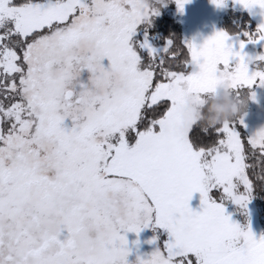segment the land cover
Returning a JSON list of instances; mask_svg holds the SVG:
<instances>
[{
  "label": "snow or ice",
  "instance_id": "snow-or-ice-1",
  "mask_svg": "<svg viewBox=\"0 0 264 264\" xmlns=\"http://www.w3.org/2000/svg\"><path fill=\"white\" fill-rule=\"evenodd\" d=\"M165 3L0 0V264H129L122 233L149 226L166 235L137 264H264V237L222 202L247 209L264 129L245 141L227 121L197 149L207 129L186 126L183 107L222 81L264 86V55L244 52L264 41V24L238 49L224 31L200 46L169 41L163 56L147 39L134 46ZM197 192L202 211L190 207Z\"/></svg>",
  "mask_w": 264,
  "mask_h": 264
},
{
  "label": "rangeland",
  "instance_id": "rangeland-1",
  "mask_svg": "<svg viewBox=\"0 0 264 264\" xmlns=\"http://www.w3.org/2000/svg\"><path fill=\"white\" fill-rule=\"evenodd\" d=\"M167 6V3L159 6V12L157 15L152 16L149 21L142 22L138 26V29L134 33L131 41L134 46L139 43H143L144 40L147 39V42L151 48L156 49L160 56L163 55L168 44L162 41L160 35L157 33H152V29L154 27L153 21L161 18L164 10H167ZM229 9H236L249 13L255 23H257V26L264 24V10H261L260 8L249 10L239 4L237 0H226V3L223 7H218L213 2V0H189V2L184 4L183 10H181L176 3V9L173 14L179 18L184 26L185 41H191L197 46H200L216 32L224 31L221 27V20L223 16L227 14ZM230 37L231 39L228 41V43L234 44L238 49L241 38L234 36ZM244 52L250 57L264 55V41H260L259 43H246ZM141 55L144 62H147L150 58L147 49H143L141 51ZM260 66L264 67V62H262ZM255 67L256 66L253 65V68ZM83 75L86 78L88 73L85 71ZM222 82L218 83L216 88L212 91H207L198 96H193L195 102L202 106L208 98L214 97L221 99L227 91L234 99L239 101H247L245 113L232 120L236 122L237 129L241 133L245 134L246 138L252 137L259 130L264 129V86L257 85L251 89L237 91L231 86L228 89L219 88V85ZM253 93L255 94V99L252 98ZM241 121L243 123H240ZM191 122H195V118L191 114H186V126ZM222 202L224 203L226 214L231 217V220L234 223H238L245 230L250 227L257 239L264 237V226L258 214L256 198L253 195L247 205L246 210L242 209L239 205L235 204L231 200ZM190 207H192L194 211H202L200 193H194L193 198L190 201ZM122 234L126 235L128 240L130 254L127 259L129 264H137L138 257H143L144 259L150 258L151 254L160 246L166 235V232L164 229L159 227L149 226L142 229L139 234L135 232H127Z\"/></svg>",
  "mask_w": 264,
  "mask_h": 264
},
{
  "label": "trees",
  "instance_id": "trees-1",
  "mask_svg": "<svg viewBox=\"0 0 264 264\" xmlns=\"http://www.w3.org/2000/svg\"><path fill=\"white\" fill-rule=\"evenodd\" d=\"M198 1H211V0H198ZM168 4L167 10L163 12V15L158 20L153 21L152 33H157L160 35L162 41L169 45V41H173L180 47H183L182 43L185 42V30L182 22L177 16L173 14L176 9V0H166ZM221 27L223 30L228 33L230 36L239 37L241 40L247 41L248 37L245 36V33H255L258 26L257 23L253 20L251 15L245 11L229 9L227 14L223 16L221 20ZM167 45V47H168ZM186 49L182 55H186ZM165 55V52L163 53ZM162 55V56H163ZM218 98H208L204 104L201 106V115L202 117H207L210 115L209 109L214 102H218ZM237 118V117H236ZM234 120V119H233ZM232 121V120H231ZM227 122V121H226ZM198 127L207 129V142L203 144H197L195 147L197 149L210 148L215 143L218 142L219 135L217 128L219 125L213 127L210 126L206 119L196 121ZM243 134V133H242ZM246 141V135L243 134ZM249 163L256 165L254 168L250 169V175L254 180V183L257 184L252 195L256 198V204L258 207V214L261 218V222L264 226V181L256 180V174L264 172V164H261L255 157L249 160ZM243 217V216H242Z\"/></svg>",
  "mask_w": 264,
  "mask_h": 264
},
{
  "label": "clouds",
  "instance_id": "clouds-1",
  "mask_svg": "<svg viewBox=\"0 0 264 264\" xmlns=\"http://www.w3.org/2000/svg\"><path fill=\"white\" fill-rule=\"evenodd\" d=\"M230 87L227 81L222 82L219 88L228 89ZM184 111L186 114H191L196 121L206 119L210 126L222 125L226 121H231L234 118L245 113L247 108V101H239L234 99L227 91L223 97L218 101L214 102L210 109V115L207 117H202L201 106L195 102L193 96L189 95L185 99Z\"/></svg>",
  "mask_w": 264,
  "mask_h": 264
}]
</instances>
